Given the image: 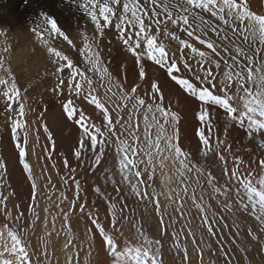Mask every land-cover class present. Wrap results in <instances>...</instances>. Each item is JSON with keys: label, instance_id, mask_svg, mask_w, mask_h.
I'll use <instances>...</instances> for the list:
<instances>
[{"label": "snow or ice", "instance_id": "1", "mask_svg": "<svg viewBox=\"0 0 264 264\" xmlns=\"http://www.w3.org/2000/svg\"><path fill=\"white\" fill-rule=\"evenodd\" d=\"M67 3L81 10L93 26L92 35L88 34L86 25L85 30L80 32L82 47L77 49L58 24L57 18L47 11L38 13L35 26L30 31L45 49L48 63L53 69L50 74L56 82L52 92L63 97L61 106L64 113L69 120H75L81 129L78 145L73 152L74 158L81 161L82 156L91 153V167L96 168L101 165L106 147L112 145L117 166L114 174L106 177V180H110L117 194L121 192L118 185H127L135 197L150 199L161 226L165 220L159 196L164 195L165 199L173 202L172 192L158 194L153 188L150 194L147 187L151 186L157 166L162 170L164 182L171 183L172 177L163 172L171 164L174 174L179 177L181 188V192L176 195L187 196L191 200L202 214L206 233L216 237L218 245L221 234L215 230V225L220 224L224 217L220 215L217 218L215 212L211 217L208 215L212 205L205 203V186L211 189L209 199H216L225 211L248 213L264 230V159L245 161L243 156L234 153L231 143L214 136L213 119V113L217 109L222 110L226 117L225 137L229 127L238 125L245 130L249 141L258 142L259 147L264 149V13L258 14L252 10L250 0H67ZM106 30L115 31L138 66L139 81L149 80L147 87L135 83L127 88L109 71L99 44ZM178 33H183L187 39ZM0 36L7 37V33L0 32ZM57 38L78 52L79 62L53 45ZM192 41L198 42L203 49ZM0 51L10 56L11 44H6ZM145 60L165 69L180 89L198 101L197 118L201 126L196 135L200 146L195 152L182 146L178 128L180 116L170 104L165 103L159 81L148 77ZM182 69L191 72L192 77L179 75ZM100 89H103L102 95L98 94ZM23 91L27 92V88ZM21 93L8 58L0 57V98L9 114L20 162L28 178L32 179V168L25 159L28 155L31 122L25 119L28 112ZM80 99L99 110L100 123L77 106L75 101ZM39 115L42 117L43 113ZM44 132L51 141V150H54L55 140L46 124ZM210 154L217 156L222 165V176L226 178L223 184L200 163L201 156L208 160ZM229 155L232 158L231 167ZM63 164L71 173H75L76 169L70 167L67 158H64ZM4 168L5 165L0 162V169ZM117 175L119 181L115 178ZM71 180L75 185V198L70 201L69 210L85 213V202L77 206V201L81 200L80 182L74 176ZM64 183H69L67 178ZM193 184L195 187H192ZM31 187V210L35 225L40 219L39 213L35 211V180H32ZM197 189L201 190L199 195ZM95 192L104 196L100 187H96ZM8 199V195L0 192V205H4L5 209ZM67 199V196H63V200ZM107 207L111 213L108 229L100 222L98 215L92 212L86 215L97 230L91 233V229H88L90 241L96 235L101 238V249L111 257V264H164L161 239L150 237L142 227L134 226V232L125 229L124 223L129 220L124 212L126 204L117 200L109 202ZM184 207L185 203L181 199L176 209L181 216ZM60 212L71 232V225L67 223L69 212L63 208ZM4 215L6 220L15 223L21 220L24 213L19 212L13 218L5 210ZM43 223L47 227V219ZM222 227L228 225L223 224ZM160 230L166 231L163 227ZM26 231L23 227H10L8 223L0 227V264H41L37 250L32 248L30 251ZM247 231L251 233L252 230ZM236 234H239L238 227ZM187 235L192 236V244L197 246L195 253L198 264H205V249L198 246L206 244L204 236L197 240L191 229ZM171 237L181 264H191L189 248L179 239V232H172ZM71 243V240L65 243L64 249L67 250ZM207 247L211 252V245ZM220 250L224 257L223 264H233L231 254L224 250L223 245H220ZM39 255L47 258V248ZM34 256L37 258L34 259ZM68 264H72V256L68 257Z\"/></svg>", "mask_w": 264, "mask_h": 264}, {"label": "bare ground", "instance_id": "2", "mask_svg": "<svg viewBox=\"0 0 264 264\" xmlns=\"http://www.w3.org/2000/svg\"><path fill=\"white\" fill-rule=\"evenodd\" d=\"M57 2H66V5L62 4V8H57L56 1L53 0H29L25 5L23 3V6L18 0H0V26L5 29L16 30V33L30 30V28L35 26L34 21L38 13L47 11L57 18L58 24L69 34L73 28H79L86 17L81 10L70 7L67 0L63 2L57 0ZM250 6L258 14L264 13V0H250ZM110 31L106 30L107 38L105 37V40L99 42V44L102 51L101 55L104 58V62L109 65L111 73L117 79H120L122 83H125L127 88H130L135 83H140L142 87H147L149 80L139 81L138 66L134 58L125 50L124 46L117 44L119 42L117 35ZM57 39L61 41V39ZM114 46L116 47L114 48ZM195 46L203 49V46L196 41ZM70 51V53L68 52L70 56L79 62L80 57L76 54L77 52L72 49ZM72 51L76 53L74 54ZM144 63L148 77L159 81L165 95V103L170 104L173 111H176L180 116L178 128L182 146L195 152L200 146L196 135L198 127L201 126L197 118L198 101L180 89L166 74L165 69L147 60ZM191 74L183 69L179 73V75L186 77H192ZM31 86L33 85H29L30 89ZM37 88L39 90H34L40 94L36 96L32 106L35 115H33L30 123L28 155L25 158L32 168V179L28 178V173L20 162L19 149L16 147V141L12 136L11 125H4L0 129L4 133L3 135L0 134V162L5 165L4 169H0L4 180L2 192L4 195L9 196L6 202L7 209H5L4 205H0V227L4 223H8L13 228H26L25 235L30 244V251L32 248L37 250V256H39L41 264H68L69 256H72V264H92L93 259L96 257L97 260H95L94 264H111V257L107 256L101 249V238L96 235V238L90 241L91 233H96L97 230L91 224V218L86 213L88 211L98 215L100 222L108 229L111 213L107 205L109 202L119 200L127 205L124 208V212L129 217V220L124 223L125 229L134 232V226L142 227L150 237L161 239L164 264H172L173 261H175V264H181V258L176 253L173 238L171 237V233L174 231L179 232V239L188 246L191 264H198L195 253L197 246L192 244V236L187 235L189 229L195 234L197 240H199L200 236H204L206 244L198 246L204 247L205 260L209 261L210 264L213 261H215V264H223L224 257L221 251L216 247L213 238L205 231L202 214L187 196L176 195L181 192V188L179 177L174 174L171 164H168L163 170V172L172 177L171 183L166 184L164 182L165 178L162 170L157 166L156 175L153 181L150 182L151 186L147 187V191L150 194L153 188L158 194L172 192L173 202L165 199L164 195L159 196L161 213L165 220V224L161 226L159 224V216L150 199L135 197L129 191L127 185H118L121 187V192L117 194L110 180H106V177L114 174L117 166V156L112 145L106 147L101 165L96 168L91 167V153L82 156L81 161H77L74 158L73 152L81 135L79 125L75 120H69L64 113L61 106L63 97L54 94L49 87L45 88V85L38 84ZM102 93L103 89L98 94L102 95ZM40 103H42V106H40ZM75 103L78 107L83 108L86 114L92 115L97 123H100L99 110L95 109L93 105L83 99L77 100ZM40 113H43L42 117L39 115ZM213 119L215 121L214 136L219 137L221 140L226 139L227 143H231L234 153L243 156L245 161L264 159V149L259 147L258 142L249 141L244 134L245 130L240 129L238 125L229 127L225 137L226 117L222 110L217 109L213 113ZM45 124L55 140L54 150H51V141L47 139V133L44 132ZM37 136L39 137L38 140ZM64 158L68 159L70 167L76 169L75 173H71L70 169L64 166ZM228 160L229 167H231V155L228 156ZM200 163L217 177L219 183H225L226 178L222 176V165L217 156L210 154V159L208 160L201 156ZM72 176L80 182L81 200L77 201V206L81 202H85V213H80L78 210L74 212L69 210V203L75 198V185L72 183ZM65 178L69 181L67 185L64 183ZM115 178L119 181L118 175ZM32 180H35L36 185L39 187L38 197H35V211L39 213L40 219L36 221L35 225H33L34 215L31 210L33 207ZM203 183V180H201V184ZM49 187L55 192V195H51L52 190ZM96 187L101 188L104 196L95 192ZM192 187H195V185L193 184ZM200 191V189H197L198 195ZM210 192L211 189L205 186L203 192L205 203H211L212 205L208 215L211 217L215 212L217 213V218L220 215L224 217L220 224L215 225V230L221 234L220 236L224 238L226 243L224 244L225 247L233 254V260H236L233 263L264 264V230H262V226L248 213L235 210L232 213L225 211L216 199H209ZM63 196H67L68 199L63 200ZM105 197L108 199H105ZM181 199L185 203V207L182 209V216L176 211ZM62 200L63 202L61 203ZM61 208L69 212L70 219L67 223L71 225V232L68 231L62 219ZM5 210L10 212L13 218L19 212H23L24 216L20 221L13 223L6 220ZM54 217L55 224L53 226ZM45 219L48 221L47 227L43 223ZM223 224H227L228 227H222ZM161 227L165 228L166 231L162 232L160 230ZM237 227L239 228L238 235L236 234ZM88 229H91V233L88 232ZM248 229L252 230L251 233L247 231ZM49 232L51 233L50 236L48 235ZM69 240L72 243L65 250L64 244ZM90 243L91 248L89 247ZM208 244L211 245V252L207 247ZM242 245L247 247V255L237 253V247H242ZM45 247L48 252L47 258L39 255ZM89 252H91V255H89ZM77 253L78 256L76 255ZM212 253H215V255ZM33 258L36 259L37 257L34 256Z\"/></svg>", "mask_w": 264, "mask_h": 264}, {"label": "rangeland", "instance_id": "3", "mask_svg": "<svg viewBox=\"0 0 264 264\" xmlns=\"http://www.w3.org/2000/svg\"><path fill=\"white\" fill-rule=\"evenodd\" d=\"M4 1H6V0H4ZM28 1L29 0H18V2L21 5H23V3L25 5L26 2L28 3ZM53 1H56L57 8H62V6L64 4L66 5V2L60 3V2H57V0H53ZM85 25L87 26L86 30L89 33V35H92L93 34V31H92L93 30V26L88 21L87 17L82 22V24H81V26L79 28L78 27L77 28H73L71 33L68 32L69 33L68 35L73 40L74 44L77 43L78 45H80V46H78L76 44L77 48L78 47L80 48L82 46V38L80 36V32L82 30H85ZM4 29L5 28H2L0 26V32H6L7 33V37L0 36V49H3L6 44H11L12 53L9 56V54L4 53L3 51H0V57L8 58V62L11 64V67L13 69V73L17 76L18 84H19V86L21 87V90H22L21 94H22L23 100H24V102L26 104V111L28 112V115H27V117L25 119H27V120H29L31 122V119H32L33 115H35L33 113V107L32 106L34 104L36 96H38L40 94L39 92H36L35 90H39V88H37L38 84H39V85H42V86L45 85V88L49 87L51 89V92H52V88H53V86H54V84L56 82L55 81V77H53L50 74L53 69H52L51 65L48 63V59H47L46 54H45V49L43 47H41L40 44L36 41V38H35L34 34L30 30H26V31L23 30V31H19V32L16 33V30H11L9 28H6L5 30ZM110 32H113L114 34H116L114 30L113 31L111 30ZM106 34L107 33H105V37L107 38ZM178 34L181 35L182 38H186L187 39V37L183 33H178ZM105 37L100 39L99 42L105 40ZM193 43L195 44V41H193ZM117 44L118 45L120 44L119 46H123V44H122V42L120 40H119V42ZM53 45L58 47L60 50L61 49L62 50L65 49L64 51H65V53L67 55L71 52L70 50L72 49V47L69 46L67 44V42L65 43L64 41H62V40L60 41L58 39L53 41ZM115 47L116 46H114V48ZM73 51H76V50H73ZM101 53H102V51H101ZM76 54H78V52ZM69 56H70V54H69ZM78 57H79V55H78ZM107 66H109V65H107ZM193 67L195 68L196 65L193 64ZM109 71H110V68H109ZM46 73H48V74L46 75ZM190 74H191V72H190ZM191 75H193V74H191ZM31 84L33 86H31V89H30L29 85H31ZM25 86L26 87L28 86L27 92L23 91V88H26ZM40 106H42V103H40ZM15 107H16V105H15V103H13V108H15ZM7 124L11 125V121L9 119V114L5 111V104L3 103V99L0 98V129H1L2 126L7 125ZM0 134L1 135L4 134L3 130L2 131L0 130ZM0 177H2L1 173H0ZM49 184H51V183H49ZM0 185L4 186L3 177H2V179H0ZM2 186H0V192H2V189H3ZM38 193H39V187L37 186L35 197H38L37 196ZM51 195H55V192L53 190L51 192ZM35 204H36V201H35ZM212 238H213L214 243H215L216 247L218 248V250L221 251L220 250V245L223 244V246H224L223 248L226 249V251H228L231 254L232 261H234L235 259L233 260V258H234L233 254L224 245V244H226L224 242V238L219 236L220 245H218L216 243V240H217L216 237H212ZM246 248L247 247L244 246V245H242V247H237V249H238L237 253L240 254V255H247L248 251H247ZM234 256H235V253H234ZM95 260H97V257L95 259H93L92 264H94L96 262ZM205 264H210V262L205 260ZM233 264H235V262Z\"/></svg>", "mask_w": 264, "mask_h": 264}]
</instances>
